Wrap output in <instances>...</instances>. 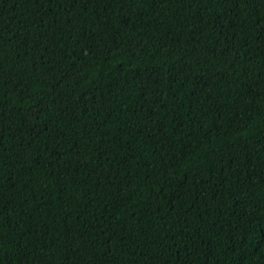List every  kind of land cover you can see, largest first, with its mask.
Masks as SVG:
<instances>
[{
    "label": "trees",
    "instance_id": "obj_1",
    "mask_svg": "<svg viewBox=\"0 0 264 264\" xmlns=\"http://www.w3.org/2000/svg\"><path fill=\"white\" fill-rule=\"evenodd\" d=\"M0 264H264V0H0Z\"/></svg>",
    "mask_w": 264,
    "mask_h": 264
}]
</instances>
